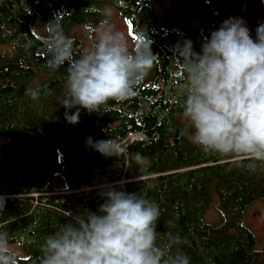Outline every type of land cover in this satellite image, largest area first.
Instances as JSON below:
<instances>
[{
    "label": "trees",
    "instance_id": "1",
    "mask_svg": "<svg viewBox=\"0 0 264 264\" xmlns=\"http://www.w3.org/2000/svg\"><path fill=\"white\" fill-rule=\"evenodd\" d=\"M159 1L0 0V130L46 139L57 154L54 176L63 183L0 185V232L27 253L18 255L20 264H42L45 237L69 222V213L97 211L100 191L110 186L129 193L144 189L160 209L157 243L187 255L190 264H264L244 220L248 206L264 202V166L249 171L247 160L206 154L189 140L182 114L187 81L174 51L190 40L200 52L208 26L212 32L224 22V7L242 9L246 0ZM105 8L124 19L135 44L151 41L157 60L135 96L110 100L99 112L81 109L80 122L72 125L58 103L70 65L47 66L48 23L72 39L79 58L84 41L72 29L99 23ZM28 88L40 89L38 100L26 95ZM89 137L108 142V156L88 145ZM132 137L138 139L125 146ZM214 202L220 217L215 224L205 220Z\"/></svg>",
    "mask_w": 264,
    "mask_h": 264
},
{
    "label": "clouds",
    "instance_id": "2",
    "mask_svg": "<svg viewBox=\"0 0 264 264\" xmlns=\"http://www.w3.org/2000/svg\"><path fill=\"white\" fill-rule=\"evenodd\" d=\"M111 14L110 8L102 11L105 19L93 27V43L79 58L72 39L48 23L47 66L70 65L67 92L58 98L69 124L80 122L81 109L99 112L110 100L135 96L156 63L151 41L130 45L126 32L109 22ZM174 51L187 81L182 114L189 140L206 154L241 157L256 172L264 166V24L253 39L242 18L229 17L205 37L200 52L190 40ZM26 95L38 100L40 89L28 88ZM86 143L108 156V142L89 137ZM100 196L97 211L69 213L71 220L45 237L42 264H190L187 255L157 243L160 209L144 189L110 186ZM9 241V233L0 232V264H20Z\"/></svg>",
    "mask_w": 264,
    "mask_h": 264
},
{
    "label": "water",
    "instance_id": "3",
    "mask_svg": "<svg viewBox=\"0 0 264 264\" xmlns=\"http://www.w3.org/2000/svg\"><path fill=\"white\" fill-rule=\"evenodd\" d=\"M137 139L132 137L124 145ZM56 157L55 148L36 134L20 129L0 130V185L18 183L43 188L57 172Z\"/></svg>",
    "mask_w": 264,
    "mask_h": 264
},
{
    "label": "rangeland",
    "instance_id": "4",
    "mask_svg": "<svg viewBox=\"0 0 264 264\" xmlns=\"http://www.w3.org/2000/svg\"><path fill=\"white\" fill-rule=\"evenodd\" d=\"M172 0H160L159 2H170ZM224 21L229 17H239L242 18L246 26L249 28L250 33L255 39L256 29L258 25L264 24V3L259 0H246L245 5L242 9H235L229 6L224 7ZM105 19V18H104ZM109 22L114 25L117 29L123 30L126 32L130 38V45L135 44V39L132 38L127 29L126 22L120 16H118L113 10L110 17H108ZM99 23H93L89 29H86L82 26L72 29V35H77L81 37L84 41V48L82 54L86 52L93 43L92 30L94 26ZM91 29V30H90ZM209 36L211 33V28L208 26ZM81 54V55H82ZM120 148L123 145L119 146ZM53 185L62 186V180L58 177L53 176L50 181ZM216 203L207 210L205 214V220L209 223H219L220 217L216 208ZM244 220L250 229L255 233L257 237L256 247L260 251L261 260L264 262V202L255 201L250 206L247 207L244 213ZM10 248L15 251L20 257H26L27 253L18 243H9Z\"/></svg>",
    "mask_w": 264,
    "mask_h": 264
}]
</instances>
